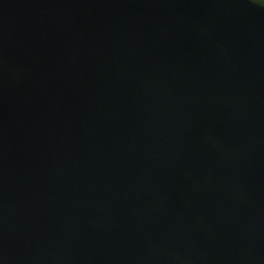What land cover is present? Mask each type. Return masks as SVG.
<instances>
[{
	"label": "water",
	"instance_id": "1",
	"mask_svg": "<svg viewBox=\"0 0 264 264\" xmlns=\"http://www.w3.org/2000/svg\"><path fill=\"white\" fill-rule=\"evenodd\" d=\"M0 264H264V0H0Z\"/></svg>",
	"mask_w": 264,
	"mask_h": 264
}]
</instances>
